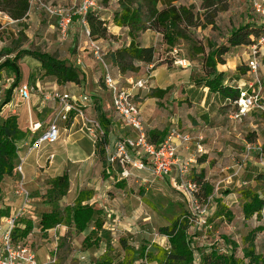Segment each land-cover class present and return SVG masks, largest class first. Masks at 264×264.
<instances>
[{
	"label": "rangeland",
	"instance_id": "obj_1",
	"mask_svg": "<svg viewBox=\"0 0 264 264\" xmlns=\"http://www.w3.org/2000/svg\"><path fill=\"white\" fill-rule=\"evenodd\" d=\"M41 2L65 10L71 9L72 12H77L79 7V0H32L29 15L22 20H13L0 11V65L5 61H14L19 70L16 73L0 66V117L16 115L20 127L30 133L29 128L33 122L41 121L44 125L49 123L57 104L47 98L54 91L68 90L76 97L86 95L92 103V107L88 108L90 113L100 121L101 114L106 117L107 124L101 122V125L106 131L105 147L112 152L119 139L134 135L115 113L111 94L103 82L106 68L119 77V68L110 55L116 49L128 46L131 41L127 29L122 27L118 32L111 29L113 17L120 9L119 0H98L93 11L106 22L108 28L107 38L98 40L107 52L104 62L96 59L93 54L79 15L74 16L67 37L63 38L58 18L48 14ZM178 3H194L199 6L201 1L179 0ZM260 22L248 1L230 0L228 10L219 13L214 26L190 30L191 40H179L173 50L165 43L162 34L154 29L143 31L138 38L141 45L153 46L156 51L155 60L151 64L153 68H149L150 64L137 62L140 71L135 74L139 78L153 75L149 86L135 95L144 124L150 123L153 127V131L149 132L153 142L162 141L173 130L189 131L191 121L206 127L215 123L213 128L222 131L230 141L241 142V139H245L244 146L239 149L240 154L229 158L226 163L229 170L225 172L216 170L221 166L217 159L206 162V167L211 165V170L201 168L196 162L197 158L192 161L190 178L194 179L202 173L212 188L207 215L209 227L200 228L197 224H192L189 228L195 252L192 264H204V256L211 251L233 255L237 264H249L245 253L252 247L256 253L264 254V211L251 218H246L243 212L245 200L253 193L258 195L264 191V180L260 179L264 170L258 154L252 152L240 175L231 184L225 183L234 167L243 161L248 145H263L264 111L256 107L240 118H231L236 110L234 105L221 94L206 90L202 84V79L206 78L204 54L197 53L194 48L196 45H203L207 54L210 47L226 43L230 32L240 25H257L263 30ZM43 53L76 67L81 75V82L67 83L65 88L63 86L66 85H59L41 67L38 55ZM250 56L249 45L230 49L225 55L226 63L218 65V70L225 72V84L242 91L249 90V84L253 83L259 90V80L264 88V48L260 51L257 74L252 73L248 66ZM179 59H187L189 66L185 68L178 64L176 61ZM15 83L17 86L13 90L11 102L3 105L7 90ZM24 85L29 90L27 100L20 96ZM158 89L165 92L161 96H155ZM261 104L264 106V99H261ZM60 128V141L45 145L24 164L31 201L22 222L30 217L33 226L25 237L16 233V240L26 243L35 252L40 263L48 262L49 257L55 254L56 264H95L107 252L115 261L159 264L149 262L140 252L143 247L156 252L155 245L167 248L168 238L159 233V228L190 211L178 189L180 181L176 173L170 177L157 178L149 171L132 169L131 175L123 178V166L109 161L107 150L104 154L101 152L104 137L93 144L79 118L72 123L60 124ZM258 138H261V142ZM22 143L21 141L20 145ZM196 154L197 157L200 155ZM133 155L136 157V154ZM180 155L181 152L179 157ZM221 158L219 156L220 160ZM65 173L70 179L68 193L57 201H50V181ZM16 179V175L7 176L0 183V228L5 224L6 217L21 207L18 197L14 195ZM81 191L93 193L89 203L97 210L95 218L102 221L101 229L92 222L86 231L80 233L74 226L65 225V230L57 231V237L52 229H41L43 213L54 207L64 210L74 204ZM200 197L204 200L206 198L203 193ZM251 231H256L253 241L249 236ZM122 240L134 252L126 250Z\"/></svg>",
	"mask_w": 264,
	"mask_h": 264
},
{
	"label": "trees",
	"instance_id": "obj_2",
	"mask_svg": "<svg viewBox=\"0 0 264 264\" xmlns=\"http://www.w3.org/2000/svg\"><path fill=\"white\" fill-rule=\"evenodd\" d=\"M200 1V5L197 6L194 3L190 5L179 4V0H119L120 9L116 11L113 23L128 28V35L131 38L128 46L118 48L110 55L113 63L118 66L119 73L124 77L135 76L140 71V65H137V62L147 64L154 62L155 48L153 46H143L138 40L143 31L154 29L160 32L165 43L173 50L179 40H191L190 30L214 26L215 19L219 13L228 10L230 2V0ZM31 2L32 0H0V11L13 20H22L27 16L31 8ZM93 11L94 9L87 15L91 36L95 40L105 39L108 36L107 24ZM261 34L262 29L259 26L244 24L230 32L226 43L210 47L207 54L203 45H196L194 48L197 53L204 54L206 78L202 79V84L210 91L221 94L226 100L236 99L241 90L238 87L224 83L225 72L219 71L218 65L226 63L225 55L232 47L250 46ZM38 56L41 59V67L45 74L54 77L59 85L79 84L81 82V75L73 65L50 54L43 53ZM0 66H5L16 73L19 72L14 61H5ZM127 73L131 74L128 75ZM15 86H17V83L7 90L3 105L11 102ZM155 92H158L155 96H161L162 92L165 91L158 89ZM101 122L107 124L106 117L103 114ZM67 123H72V121L70 120ZM28 133L20 127L16 115L10 114L4 118L0 117V183L5 177L15 175L14 169L19 161V152L21 151L20 142L27 137ZM106 143L107 139L104 136V146L101 147L103 154L106 150ZM197 161L203 163L206 159L201 156ZM260 179L264 180V175ZM193 180L200 185L199 196L202 193L205 197L211 194L212 188L206 182L202 173ZM69 189L70 179L67 173L54 177L50 181L49 200L57 201L61 199L68 193ZM92 195L90 191H81L77 195L74 204L67 206L64 210L61 211L54 207L43 213L40 220L41 229L47 231L57 225H69L74 226L76 231L81 233L86 231L92 222L98 229H101L103 223L99 218H95L97 210L89 203ZM263 208L264 191L258 195L253 193L243 204V212L246 218H251L256 213H260ZM185 214L173 219L170 224L159 228V233L168 238L169 246L167 248L155 245L157 248L155 252L143 247L140 255L149 262H158L159 264H192L195 260V252L192 247L193 237L189 234L190 223L183 217ZM24 222L25 227L23 229L16 228L15 240L17 238L16 233H19L18 235L22 237L30 233L33 226L31 221L24 220ZM255 233L256 231L249 233L252 241ZM122 243L126 250L134 252V249L125 240H122ZM245 256L249 259V264H264V254L256 253L253 247L246 251ZM203 262L204 264H237L233 255L229 256L217 251H211L205 255ZM95 264L131 263L115 261L106 252L97 259Z\"/></svg>",
	"mask_w": 264,
	"mask_h": 264
},
{
	"label": "built area",
	"instance_id": "obj_3",
	"mask_svg": "<svg viewBox=\"0 0 264 264\" xmlns=\"http://www.w3.org/2000/svg\"><path fill=\"white\" fill-rule=\"evenodd\" d=\"M243 1L249 2L253 12L261 20L259 24L263 25L262 34L250 45L251 56L248 66L252 73L257 74L260 67V51L264 48V0ZM97 2L98 0H79L77 12L47 5L43 2H41V5L48 14L58 18L63 38L67 37L74 16L79 15L85 27V33L89 38L93 54L96 59L104 62L107 52L101 46L100 41L92 38L87 22L88 13L97 6ZM176 62L185 68L189 66L187 59H179ZM149 68H153V65L150 64ZM105 70L103 82L111 94L113 109L134 133L133 136L119 139L112 152L106 146L109 161L123 166V178L129 177L132 169L149 171L157 178L170 177L175 172L180 181L178 189L190 207L189 213H186L183 217L189 221L190 225L197 224L200 228L209 227L207 215L212 196H207L205 200L199 196L200 185L189 176L191 175L193 160L183 161L179 157V149L191 142L192 137L188 133L173 130L162 141L158 143L151 141L145 128L140 107L135 102V95L138 94L139 90L149 86L153 75L139 78L136 76L124 77L119 74V77H116L108 68ZM257 82L260 85L259 90L254 87L253 83H250L249 90H242L236 99L230 101L236 108L231 118H240L256 107L264 111V106L261 104V99H264V88L259 80ZM20 96L24 100L29 99L27 85L21 88ZM47 100H53L57 104L49 123L44 125L41 121L33 122L29 128L30 133L22 141L21 149L23 150L21 151L23 155L19 156V161L14 169V174L17 176L14 195L21 199V207L17 212L6 217L5 224L0 228V264H56L57 261L56 255L52 254L48 262L40 263L35 252L26 243L14 239L15 230L17 227H22L20 221L31 201L30 190L25 181L24 164L26 160L33 153H39L45 145L60 141V124L62 122L67 123L70 120L74 122L79 118L83 130L88 134L93 144H96L105 136L101 121L88 113L87 109L92 105L88 96L80 95L76 97L71 91L56 90ZM202 151L201 145H198L197 152L201 153ZM252 152L258 154L260 164L264 170L263 145H248L243 161L234 167L233 173L225 180V183L231 184L233 179L240 175L246 161L251 158ZM133 154H136V157ZM262 211H264V208ZM62 227L64 226L57 225L53 228L55 237L58 236L57 229Z\"/></svg>",
	"mask_w": 264,
	"mask_h": 264
},
{
	"label": "crops",
	"instance_id": "obj_4",
	"mask_svg": "<svg viewBox=\"0 0 264 264\" xmlns=\"http://www.w3.org/2000/svg\"><path fill=\"white\" fill-rule=\"evenodd\" d=\"M111 29L118 32L119 30L122 29V27L115 25L113 23V27ZM125 29L128 30V28H125ZM63 87L65 88V87H67V85L63 86ZM207 89L208 88H206V90ZM206 96H207V94H206ZM91 107H92V105H91ZM206 110H208V109H206ZM90 112L91 111L88 110V113H90ZM101 118H102V114H101ZM146 121L148 122L149 120L146 118ZM61 124H63V122ZM147 124L148 125H146V123H145V128H146V131L148 133V136L150 137L149 132L153 131L152 130L153 127H151L150 123H147ZM214 124L212 126L206 127V125L199 124L196 121H191V127H190L191 129L189 131L188 130L185 131L184 133H188L192 137V141L186 145L181 146V148L179 149V154L181 152L180 158L182 160L183 159L184 160H187V159L194 160L196 158L198 159L200 156H203L206 159V161L203 163H199V166L203 169L207 168L208 170L209 169L211 170V165L206 167V165H205L206 162H208V160L210 161V160L217 159V160H219V164H221V166L219 167V169H216V170L217 171L221 170V172H225L226 170H229V166H226V163L228 162L229 158L233 157L234 155L240 154L239 149L241 148V146H244V140L245 139H241V142L236 141V140L230 141V139H228V137L225 134H223L222 131H218L217 128H215V127L213 128ZM146 126H148V127H146ZM208 130H211V131H208ZM218 132H220V134ZM160 141L161 140H156L155 142H160ZM258 141L261 142V138H258ZM236 142L239 146L236 145ZM198 145H201V148L203 151L197 157L196 153H199V152H197V146ZM237 146H238V148H237ZM19 154H20L19 156H21L23 153L20 152ZM219 156L222 157L221 160L219 159ZM197 159H196V162H197ZM222 159H223V162H221ZM18 200L21 203V199L18 198ZM25 214H24V216H25ZM29 219H31V218L27 217V219H23V220H29ZM23 223L25 225V222H22V219H21L20 224H21L22 228L24 226ZM60 230L61 231L65 230V226L57 229L58 232ZM53 232H54V230H53Z\"/></svg>",
	"mask_w": 264,
	"mask_h": 264
}]
</instances>
